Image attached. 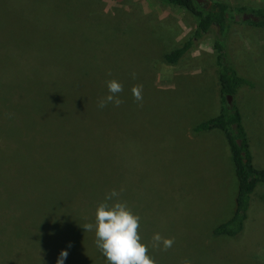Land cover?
Here are the masks:
<instances>
[{"label": "rangeland", "instance_id": "374dc122", "mask_svg": "<svg viewBox=\"0 0 264 264\" xmlns=\"http://www.w3.org/2000/svg\"><path fill=\"white\" fill-rule=\"evenodd\" d=\"M212 2L226 4L230 15L235 7H264V0ZM243 15L227 19L221 36L211 26L168 64L164 55L197 24L177 5L69 0L59 8L0 0V264H55L63 249L65 264H106L94 231L82 226L94 223L113 189L139 216L138 233L155 264H264V185L250 195L244 229L214 235L234 213L238 181L223 133L192 132L225 107L212 48L220 37L226 60L253 85L238 88L233 101L254 163L264 162V45L249 55L230 45L251 34ZM258 31L264 38V27ZM109 80L122 85V103L100 108ZM26 108L63 113L52 121L55 149L79 177L40 170L42 132L24 119ZM156 233L171 247L153 241Z\"/></svg>", "mask_w": 264, "mask_h": 264}, {"label": "trees", "instance_id": "16d2710c", "mask_svg": "<svg viewBox=\"0 0 264 264\" xmlns=\"http://www.w3.org/2000/svg\"><path fill=\"white\" fill-rule=\"evenodd\" d=\"M46 2L57 5L59 8L66 7L69 0H44ZM169 4L177 5L190 12L197 19L196 29L191 38L185 40L179 47L164 55V60L168 64H175L190 48L194 39H198L203 33H207L214 24L217 27V33L221 36V32L226 29L227 19L235 22L242 21L241 16L246 13L254 16L256 20L248 19L247 23L255 27H264V7L258 9H247L245 7H235L231 9V15L228 13L229 7L224 3L211 2L212 7L203 8L196 0H163ZM231 8V7H230ZM237 17L238 19H236ZM212 48L216 52V64L219 66V87L222 103L225 107L221 109L217 116L209 118L198 123L192 128V131L202 132L213 129H219L223 132L226 142L231 153L235 176L238 181V191L235 199V209L233 215L225 222L219 224L213 230L214 235H227L230 237L237 236L243 229L244 221L247 218L249 209V198L257 184L264 185V170L256 169L251 163V154L247 135L241 121V114L233 101L236 91L241 86H253L251 82L236 74L225 57V47L220 37H215ZM231 96V105L225 102V96ZM51 99L52 97H45ZM24 119L32 122L41 128V137L38 141L39 164L41 171L55 172L57 176L63 175L70 178H76L80 175L70 174L64 167L67 165L65 151L59 155L55 149V133L53 132L52 121L55 114L62 115V112L55 113L52 109L26 108L24 111ZM67 139L58 142L64 143ZM52 160H54L52 162ZM47 163V165H43ZM55 165V166H54ZM42 166V169H41ZM52 168V169H51ZM90 174V173H89ZM92 177V174L89 175ZM95 178V177H93Z\"/></svg>", "mask_w": 264, "mask_h": 264}, {"label": "clouds", "instance_id": "9594fccd", "mask_svg": "<svg viewBox=\"0 0 264 264\" xmlns=\"http://www.w3.org/2000/svg\"><path fill=\"white\" fill-rule=\"evenodd\" d=\"M133 78L135 74L133 73ZM108 95L103 97L98 107L103 108L112 103L119 106L122 100L117 95L122 85L116 80L107 81ZM132 95L135 100L142 99L139 86H134ZM119 192L115 189L105 194L104 201L95 209L94 223H86L82 226L85 231H94L95 245L106 264H155V261L147 255V246L141 242L138 233L139 216L133 214L125 202L119 199ZM153 241L162 244L163 249L171 247V239H163L158 233L153 235ZM71 244H68V248ZM68 250L59 252L55 264H65Z\"/></svg>", "mask_w": 264, "mask_h": 264}, {"label": "crops", "instance_id": "0c3cea01", "mask_svg": "<svg viewBox=\"0 0 264 264\" xmlns=\"http://www.w3.org/2000/svg\"><path fill=\"white\" fill-rule=\"evenodd\" d=\"M245 26H247V25H245ZM259 28H262V27H255V26L248 27V31H246V32H250L251 33L250 35L242 36V39H238L235 42H230V45L232 46L233 50H236L237 55H249L250 53H254L255 51H258V49H261V47L264 45V38L259 35V31H258ZM243 41L249 42L248 43L249 45L245 46L243 44ZM238 60H240V59L238 58ZM218 81H219V79H218ZM261 81H264V80H261ZM244 87H247V90L246 91H249L250 90V88L248 86H245L244 85ZM241 121H242V117H241ZM263 143H264V141H263ZM251 163H252V165H253L254 168L264 170V162H260L259 161L260 165L255 164L252 155H251ZM249 200H250V198H249ZM255 202H257V201H255ZM258 203L260 204L261 207L264 208V195L262 196V198H258ZM250 209H251V205H250V202H249V209H248L249 212H250ZM248 219H249V217L247 216L246 220L244 221V225L246 224V222L248 221ZM244 225H243V229H244Z\"/></svg>", "mask_w": 264, "mask_h": 264}, {"label": "water", "instance_id": "95a60500", "mask_svg": "<svg viewBox=\"0 0 264 264\" xmlns=\"http://www.w3.org/2000/svg\"><path fill=\"white\" fill-rule=\"evenodd\" d=\"M196 2L199 4V5H201L203 8H205V9H209V8H211L212 7V4H211V2H209V1H207V0H196ZM242 19L245 21V20H248V19H251V20H256V18L254 17V16H252V15H250V14H244L243 15V17H242ZM212 26H214L215 27V31L217 32V27L213 24ZM231 101H232V97L231 96H229V95H227V96H225V102H226V104L228 105V106H230L231 105Z\"/></svg>", "mask_w": 264, "mask_h": 264}]
</instances>
